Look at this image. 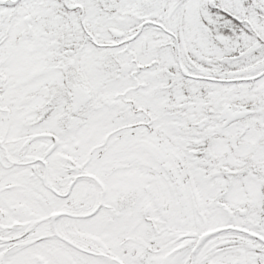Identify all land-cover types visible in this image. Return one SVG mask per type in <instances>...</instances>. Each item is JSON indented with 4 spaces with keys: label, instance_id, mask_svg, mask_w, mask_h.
I'll use <instances>...</instances> for the list:
<instances>
[{
    "label": "snow or ice",
    "instance_id": "1",
    "mask_svg": "<svg viewBox=\"0 0 264 264\" xmlns=\"http://www.w3.org/2000/svg\"><path fill=\"white\" fill-rule=\"evenodd\" d=\"M0 264H264V0H0Z\"/></svg>",
    "mask_w": 264,
    "mask_h": 264
}]
</instances>
